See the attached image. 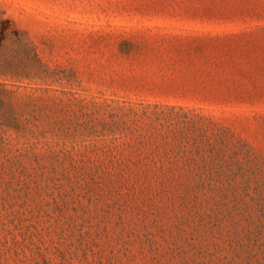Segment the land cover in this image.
I'll return each mask as SVG.
<instances>
[{"label": "rangeland", "instance_id": "1", "mask_svg": "<svg viewBox=\"0 0 264 264\" xmlns=\"http://www.w3.org/2000/svg\"><path fill=\"white\" fill-rule=\"evenodd\" d=\"M0 264H264V0H0Z\"/></svg>", "mask_w": 264, "mask_h": 264}]
</instances>
